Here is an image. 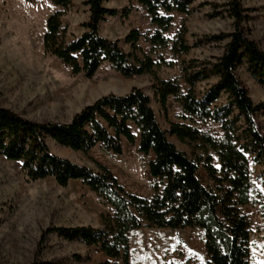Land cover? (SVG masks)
I'll return each mask as SVG.
<instances>
[{
  "label": "trees",
  "instance_id": "16d2710c",
  "mask_svg": "<svg viewBox=\"0 0 264 264\" xmlns=\"http://www.w3.org/2000/svg\"><path fill=\"white\" fill-rule=\"evenodd\" d=\"M32 2L34 0H26ZM61 10L50 13L42 36L44 52L55 56L72 74L90 78L103 62L124 77L150 74L156 81L155 96L166 111L169 96L179 104L182 118L219 124L222 134L215 137L185 123L159 124L150 96L140 87L124 94L106 93L84 105L66 122L34 121L11 109L0 107V156L20 163L27 180L52 177L58 185L81 180L112 213L102 217L101 227H48L42 237L57 233L67 240L96 246L105 256L103 264H129L130 234L142 227L177 229L199 227L203 231L207 260L203 264H249L250 223L243 206L256 208L264 226V135L257 114H264V101L255 103L237 74L245 65L248 73L264 87V50L248 37L243 26L244 0H225L224 11L232 18V31L205 35L206 42L224 41L220 55L212 60L190 59L182 63V78L159 79L155 68L172 66L162 57L154 59L140 50L143 38L150 50L169 48L173 55L185 54L188 45L181 34L174 39L166 32L172 25V12L188 13L195 0H136L149 18L152 31L132 28L124 37L130 52L119 40L100 34L101 22L108 17L125 18L132 8H108L105 0H85L89 16L81 23L84 31L66 40L67 26L62 16L71 0H50ZM206 81L199 91L196 86ZM224 96V99L222 97ZM138 150L153 154L148 173L153 179L152 195L144 197L128 192L104 165L97 171L53 153L49 140L75 151L87 152L99 144L114 154L122 152L121 138L135 142ZM175 135L200 149L203 157H191L168 139ZM216 156L218 166L212 163ZM213 182L203 184L197 175L198 162ZM253 165L261 169L255 175Z\"/></svg>",
  "mask_w": 264,
  "mask_h": 264
},
{
  "label": "rangeland",
  "instance_id": "374dc122",
  "mask_svg": "<svg viewBox=\"0 0 264 264\" xmlns=\"http://www.w3.org/2000/svg\"><path fill=\"white\" fill-rule=\"evenodd\" d=\"M105 1L109 2V8L119 2ZM122 1L131 6L129 15L107 18L101 22L99 32L107 38L119 40L120 46L130 52L124 41L128 31L136 28L145 33L152 31L153 27L145 9L136 0ZM223 2L225 0H195L188 13L172 12V25L166 35L174 39L176 34H181L191 46L187 53L173 55L168 47L150 50L148 43L140 38L141 51L137 54L142 56L145 52L156 60L162 57L172 62V66H157L155 73L159 79H178L185 91L187 85L182 78V63L190 59H214L220 55L224 41L206 42L203 37L232 31L233 21L224 11ZM243 6L246 33L264 50V0H244ZM49 12L50 5L44 0H0V107L34 121L66 122L101 95L109 92L124 94L132 87H140L150 96L162 128L167 129L170 122H180L215 137L221 136L222 131L216 122L182 118L181 107L171 96L167 98L164 112L155 96L156 81L150 74L124 77L106 61L90 78L81 72L72 74L61 60L44 52L42 36ZM87 12L82 9L70 15L81 26L80 22L88 19ZM69 39L67 31L66 40ZM237 74L251 99L255 103L264 101V87L248 73L245 65L237 68ZM206 85V81L201 82L196 91ZM223 99L224 96L220 101ZM257 120L264 135V114L258 113ZM132 130L135 142L129 144L122 139L120 154L107 151L99 144L87 152L71 150L51 140L49 147L56 155L94 171L98 170L96 162H99L128 192L150 197L153 179L147 163L153 154L139 152L138 131L134 126ZM167 136L189 156L203 157V152L194 145L181 142L175 135ZM212 163L218 166L213 154ZM253 169L257 175L261 168L253 165ZM197 175L204 185L213 187L202 161L198 162ZM242 211L250 223L249 264H264V226L256 208L246 205ZM111 213L112 208L81 180H72L66 186L58 185L52 177L30 181L24 177L19 162L0 156V264H103L106 258L96 246L67 240L57 233L45 237L41 234L52 226L101 227L102 217ZM129 246V264H203L207 260L203 231L199 227H142L130 234Z\"/></svg>",
  "mask_w": 264,
  "mask_h": 264
},
{
  "label": "crops",
  "instance_id": "0c3cea01",
  "mask_svg": "<svg viewBox=\"0 0 264 264\" xmlns=\"http://www.w3.org/2000/svg\"><path fill=\"white\" fill-rule=\"evenodd\" d=\"M44 1L48 2L50 5V12L49 13H52L55 10H61L62 9L60 6L53 4L50 0H44ZM83 1H85V0H71L69 7L65 10V13L61 18L62 23L67 26V31H68V34L70 36V39L72 38L73 35L78 36L84 31L83 27H81L80 25H77L76 21L72 18V15H70L71 13L75 14L78 10H82V9L88 10V7L83 4ZM115 4H116V6L114 8H122L124 6H127L128 2H123L122 0H119V2H116ZM103 5L105 7H108V8L110 7L109 2H106V1H104ZM87 14L89 15L88 12H87ZM114 17H116V16H114ZM108 18H113V17H108ZM81 22H80V24H81ZM122 139H124V138H121V143H122Z\"/></svg>",
  "mask_w": 264,
  "mask_h": 264
}]
</instances>
